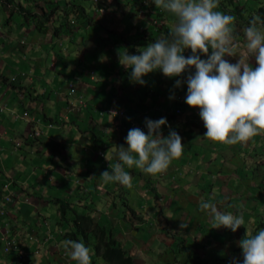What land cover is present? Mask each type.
I'll list each match as a JSON object with an SVG mask.
<instances>
[{"label":"crops","instance_id":"crops-1","mask_svg":"<svg viewBox=\"0 0 264 264\" xmlns=\"http://www.w3.org/2000/svg\"><path fill=\"white\" fill-rule=\"evenodd\" d=\"M101 1L106 6L104 15L98 14L94 8L92 15L88 12L87 18L78 19L67 28V32H64L65 26L60 24L62 20H50L48 24L60 34L62 32L60 37L54 38L51 33L44 35L39 32L35 16H29L25 21L15 24L11 13L6 21L8 27L0 31V102L6 105L3 111L0 110V200L5 192H14V197L6 204V217L11 223L13 235L19 238L20 244L30 252L32 264H45V261L50 263L51 252L43 255L42 259H37V255L68 226L67 223H58V206L53 201L55 198L75 201L84 192V197L89 196L88 199L98 207L104 204L108 206L110 203L108 200L103 202L104 197L122 199L123 191L131 190L141 198L150 196L152 192L156 196L155 204L158 209L151 207L153 211L145 213L146 208L139 207L136 212L139 211L141 220L136 223L125 215V221L128 223L123 225V228L139 230L147 220L151 226L153 219L157 218V234L162 232V222L168 227V220L176 219L171 215L173 206L176 212L178 206H190L187 198H195L197 204L193 206L197 211L200 197H204V201H208L207 197L216 198L214 203L220 211L225 208L229 210L230 205H235L233 200L224 204V198L236 197V159L240 154L238 152L243 150L237 152L239 148H236V145L225 146L204 137L206 128L200 115L195 114L196 109L185 103L187 80L183 77L182 87L177 88L176 80L164 77L162 72H155L145 77L146 84L141 86L130 81L129 72L119 63L120 50L129 52L148 45H145L146 40L135 44H132L130 39L127 41L130 34L135 37L134 16L142 19V26H137L138 33L141 30H150L149 26L145 28L146 22L154 26L156 33L152 32L148 38L145 37L149 42L152 41L151 38L152 42H155L157 36L159 38L161 35H167L174 24V17L169 13L153 11L157 9L152 0L149 3L153 10L149 9V14L141 13L140 10L146 5L142 0L136 3L135 0ZM150 14L154 16L152 20L149 19ZM91 29L93 31H90ZM94 33H100L101 37ZM43 36L48 39H43ZM242 42L244 41L240 40L241 44ZM60 43H65V49ZM60 46L62 50L57 53L56 49ZM201 58L207 59L205 56ZM226 59L231 63H236L237 60L233 57ZM251 62L255 65L254 59ZM92 70L95 72L94 78L90 76ZM70 86H73L74 94L69 93ZM173 96L175 98L171 99ZM178 96L182 98L180 104L176 101ZM79 97H83L84 104L80 103ZM112 105L121 109L124 116L119 117L107 112ZM178 106L182 107V114L175 115ZM25 111L28 114L22 118L21 115ZM160 118H166L171 130L181 136L184 145L182 156L174 160L165 173L151 176L152 179L139 169L126 168L132 176L130 189L116 182H105L100 175L103 171H111L110 162L104 158L109 149L114 145L127 147L126 136L129 129L138 127L147 133L145 120ZM32 119L39 121L30 122ZM131 120L135 125H132ZM48 124L52 126L48 127ZM35 128L42 130V135L37 138L31 135ZM106 129H111L112 132H105ZM163 134H169L167 125L163 128ZM16 142L20 143L18 148L14 146ZM217 148L221 151L217 152ZM216 154L218 162H213ZM116 162V153L112 152V163ZM53 176L54 179L50 182ZM93 176L94 179H89ZM144 181L149 183L144 185ZM224 190L230 193H224ZM165 196L171 199L166 202L163 200ZM162 200L165 203L164 208L161 205ZM111 204L118 206L115 201ZM131 206L133 207L132 203L127 204L128 209H132ZM49 208L55 211L57 216L55 228L50 229L51 231L47 229L49 232L38 231L35 235L37 240L29 241L27 233H33L28 231L31 228L30 219L34 221L35 226L38 223L35 217L43 219L46 224L47 217L44 214ZM83 209L88 211L87 208ZM91 209L94 210L93 216L107 226L119 218L118 215L114 217V210H106V217L102 210L94 207ZM204 217L210 219L206 214ZM113 229L114 226H111V230ZM173 230L176 233V229L170 228L168 237L174 235ZM118 235L122 238L120 232ZM138 240V243L144 245L142 238ZM187 244L188 241L185 240L183 245ZM126 245L125 242V248ZM143 245L139 247V251L144 250ZM134 248L137 249L136 245L126 249L134 254ZM172 252L173 249L169 254ZM179 252L184 253V249ZM92 253L94 254L93 250ZM6 256L7 264L16 263L13 253ZM92 257L101 259L96 255ZM57 258L55 256L53 259ZM135 258L138 261L137 257ZM169 258L166 260H171V257ZM59 262L76 264L70 257ZM138 262L141 264V260ZM100 264L105 263L101 261Z\"/></svg>","mask_w":264,"mask_h":264},{"label":"clouds","instance_id":"clouds-1","mask_svg":"<svg viewBox=\"0 0 264 264\" xmlns=\"http://www.w3.org/2000/svg\"><path fill=\"white\" fill-rule=\"evenodd\" d=\"M152 3L156 8L171 14L174 17V24L167 35H161L147 47L138 48L137 54H130L127 50L118 52L119 63L129 72L130 81L144 86L146 84L144 78L155 72H162L164 77L169 79L180 78L189 73L185 103L196 109L195 114L200 115L206 128L205 138L225 146L238 144L248 146L255 137L264 135V20L258 15L249 20L248 26L243 29L244 42L241 49L236 30L237 18L220 11L219 0H152ZM101 7L104 8V12L99 11ZM148 10L140 11L148 13ZM96 11L104 15L106 13L104 3L97 5ZM72 21L76 23L78 20ZM188 50L191 55L186 56L185 52ZM201 54L207 59H202ZM226 57L238 59L236 63H231ZM253 59L255 65L251 62ZM192 69H195L194 75L191 74ZM91 75L95 77L93 70ZM183 83V80L176 79L177 88L182 87ZM69 89V93L74 94L73 86ZM79 99L81 104L85 103L83 97ZM176 101L180 104L181 96H178ZM5 107L6 105L0 102V110L3 111ZM111 108H114L116 113L112 112ZM177 109H180V113L176 112ZM107 112L119 117L124 116V112L114 105L109 107ZM27 114L25 111L21 117L25 118ZM180 114L182 107L178 106L175 115ZM36 121L39 119H32L30 122ZM131 123L135 125L132 120ZM166 125L169 127L167 136L163 134ZM47 126L51 127L52 124ZM145 126L147 133L138 127L131 128L126 136L127 147L114 145L105 154L104 158L110 162L111 168V171H103L100 175L105 182H116L130 189L132 176L125 170L126 168H136L145 174L157 176L165 173L172 162L182 156L184 151L182 138L176 131L171 130L166 118L146 119ZM109 131L112 132L111 129L105 130ZM31 135L37 138L42 135V130L35 128ZM19 145L18 142L14 144L16 148ZM239 149L243 150L240 155L242 153V161H245L247 159L245 150L243 147ZM112 152L116 153L118 161L116 163H112ZM238 169L240 168H236V171ZM259 169L260 167L257 168V172L263 176L264 171ZM251 170L252 168L249 169ZM254 174L255 172L252 173ZM94 178L95 176L89 177ZM53 179L54 176L50 182ZM14 195V192L9 190L0 200V206L4 211L0 215V254L13 253L15 264H32L30 252L20 244L19 238L13 235L11 223L6 217V204ZM199 207L209 216L212 229L225 228L233 233L243 232L239 230L245 225L242 215L220 211L211 199L201 200ZM186 227L181 224V228ZM5 230L9 231L11 239H16V246L26 251L25 261L20 260L14 249L4 251L1 235ZM27 234L29 241L37 240L34 232ZM244 234L245 238L237 242L238 247L242 249V264H264V229L255 233L247 229ZM234 241L233 239L228 245L233 247ZM181 242L185 247L183 239ZM61 244L65 251L62 256L68 254L66 257H70L76 264H92V250L82 241L65 239ZM181 249L183 248H179L178 251ZM222 249L220 248V251ZM184 251L188 252L189 248H185ZM1 262L0 258V264ZM233 264H240V261L234 260Z\"/></svg>","mask_w":264,"mask_h":264},{"label":"rangeland","instance_id":"rangeland-1","mask_svg":"<svg viewBox=\"0 0 264 264\" xmlns=\"http://www.w3.org/2000/svg\"><path fill=\"white\" fill-rule=\"evenodd\" d=\"M50 1L53 2V0H0V31H3V28L8 27L6 21L10 13L13 15L12 19L14 20L15 24L17 22L20 23L23 20L25 21L27 19L26 14H22L23 13L22 11L12 9V6H16L17 9L22 7L21 8L22 10L23 9L28 10V11L36 10L41 13L42 6H45V7L48 6L50 4ZM71 1L77 4H81L82 6L86 7L88 9L87 11L90 12L91 15L95 12L94 7L91 6V0H71ZM145 2H146L145 8L153 10V6L149 3V0H145ZM260 5L264 6V0H219V10L222 11L223 13L234 15L237 18V20L239 19L238 18L239 17L238 8L241 9L240 13L243 15V17L245 19H248L250 17V14L252 13L256 14L255 11H251V10L252 9L256 10ZM151 6L152 8H150ZM145 8H142V9L145 10ZM47 9L48 7L45 10ZM156 9L157 10H153V11L155 12L161 11L165 14L168 13L162 9H158V8ZM145 14H149V12ZM150 15L151 16L149 17V19L152 20L154 16L152 14ZM239 20L241 21V19ZM141 22H142V19L140 17H136V16L133 17V24L135 26L134 27L135 37H133L130 34V36H128L127 38V41L130 39V42L132 44H135L136 42L140 40L142 41L146 40L145 45L149 44L150 42L147 41L148 39H145V37L148 38L153 33H156V31H154L155 28H153L154 26L152 25L150 26L151 24L150 22L145 23L146 29H147V26L150 27L149 31L141 30V32L138 33L137 28L139 27V25L140 27L142 26ZM101 25L103 26V24ZM237 29L239 28L237 27L236 30ZM90 31H93V29H91ZM94 34L98 35V37H101L100 33L99 34L94 33ZM142 36H144V38H142ZM118 38L121 41H123L122 38L120 37ZM157 38L158 36L156 37V39ZM18 39L20 40L21 38H18ZM151 40L153 41L152 38ZM62 45L65 49V43ZM241 45L243 46V42ZM61 46L59 49H56L57 53H60V51L62 50ZM129 53L132 54V52H129ZM189 55H191L190 50L187 51L186 56H189ZM201 57H203L202 54H201ZM5 73L7 75V72ZM191 74L193 75L195 74V69L191 70ZM188 75L189 73H187V75L184 74L183 76L184 79L187 80ZM183 77L173 78V80L183 79ZM184 93L186 96L187 90H185ZM254 139L253 141L250 142L248 146H241L239 144L236 145V148L243 147V149L245 150L244 154L247 159L245 161H242L243 160L242 158L238 159L239 156L242 157V155L238 154V157L236 159V168H240V169L236 171V187H235L236 197L231 198L233 199L235 205L234 206L230 205L228 208L229 210H227L226 208L222 210L223 212H232L233 214H240L243 216L245 220V225L242 226L239 230H242L244 233L247 229L253 233H255L256 231L260 229H264V183H261V180H262L261 178H264V175L261 176V174L257 172L258 167H260V169L264 171V135L257 136ZM218 149L219 148L216 149L217 152L221 151ZM239 150H237V152ZM217 154H216V158L212 160L213 162H218ZM212 157L214 158L215 155L213 154ZM246 165H248L249 169L252 168V170L249 171L248 167H245ZM17 171L19 170L17 169ZM254 172L255 174L252 175V173ZM151 176L152 175H150L149 179H152ZM146 183H149V181L148 182L144 181V185H146ZM209 186L210 185L207 183V187ZM226 192L227 190H224V193ZM122 193L124 196L122 199H119L118 197L115 200V197H112V198L110 196L104 197L103 202H105L104 200H108L110 202L108 206L104 204L103 206L98 205L97 207L91 200L88 199L89 196L84 197V192L82 193V195H80V200H81V203L88 204L89 206H91V208L94 207L96 209L102 210L103 215L106 217H108V213L106 212V210H114L115 212L114 217L116 218V215H118L119 218L114 219L116 221L114 223L112 222L113 224L110 226H114V232H117V233L120 232L122 234L121 241L123 244H125L126 242L127 244L126 248L131 249L132 245H136L137 249L135 248L132 249V253L134 252V256L137 257L138 261L141 260V264H182V263L183 264H194L195 261H197L198 264H225V261L221 259L222 257L228 258V257L233 256L235 253H236V256L234 257H237L242 253L240 251H233L231 248L232 245L231 247L230 245H228V244H231L233 239L236 241V238L239 237V231L231 235L232 231L229 229H225V228L212 229L210 219H207L206 217H204V215L205 214L207 215V213L202 212L200 210V207L197 211V208L193 206L197 203L195 202V198L193 199L192 197L187 198V200H189V202L191 203L190 206H188L187 208L178 206V210L176 212L175 206L172 207L174 210L171 215L173 219L175 218L176 219L172 220V218H170L168 220V223H169L168 227H166L165 225L166 223L162 222L160 224L161 226L160 229H162L161 230L162 232H160V234L158 233L159 236L155 229L156 224H157V218L153 219L154 220L152 222L153 225L151 226H149V223H148L149 220H147L145 225L140 227L139 230H136V229L133 230L131 227L123 228V225H127L128 223V221H125V215L126 217L129 218L130 221L131 219L135 222L136 221L139 222L140 220L138 218L140 215L139 211L138 213L133 214L131 212V209L127 208V204L132 203L133 207L132 206L131 207L135 211L139 209V207L144 206V209L146 208L145 213H147V211L151 212L153 208L155 209H158V208L156 207V204H155L156 196H154L152 192L151 194H149L150 196H147L144 198L137 197L135 195L136 193L135 192L133 193V191L131 190L128 192L123 191ZM118 195L120 196L121 194L118 193ZM167 197L168 196H165V198H163V200H165L166 202H168L171 199ZM185 199H182V201ZM206 199L207 200L211 199L212 202H215L216 198L207 197ZM120 200H122V202ZM163 200L161 202L162 207L165 205V203H163ZM177 200H180V198H177ZM201 200H204V197H200V201L198 202H201ZM227 200H229V198L225 197L224 204L227 203ZM114 201L115 203H118V206H113V204H111ZM147 201L149 203H147ZM224 204L222 205L225 207L226 205ZM109 206H111V208L108 209ZM44 215H46L47 217V220H46L47 223L45 224L43 219L39 220V217H35L38 221L37 226H35V224L33 223L34 221L30 219L29 223H31L33 226L29 224L31 228L28 231H33L37 235L38 231L40 232L48 231L49 232L50 229L53 230L55 228L54 223L57 221V218H56L57 216H56L55 211H52L49 208L48 212H46ZM97 217H98V214H97ZM146 218H147V215H146ZM162 218H161V221L163 220ZM119 219H121L122 222ZM181 224H184L187 227L181 228ZM25 225H28V224H25ZM26 228H29V227H26ZM170 228L176 229L177 234L174 232L175 230H173L174 236L169 235L168 237L167 235L170 233ZM137 231L139 233H137ZM140 238L143 239L142 243H144V245L141 244L140 242L139 243L137 242V241H140L138 240ZM244 238L245 236H243V239ZM182 239L184 241L185 240L188 241V244L185 246V248H189V251L188 252L184 251V254L178 251V249L182 246V242H181ZM63 240L64 239H62L61 237H58L57 239L54 238L52 242L48 243L47 246L37 255V259H42L43 255H46L48 252H51L52 256H49L50 263L48 261H45V264H60L59 261H61L62 259L67 260V257L62 256L63 252H65L61 244ZM127 240H128V243H127ZM141 245H143L144 250L139 251L138 249H140L139 247H141ZM220 248H223L222 251H220ZM171 249H173V252L171 253L172 255L169 254ZM207 250H209L208 251L209 254L208 253L205 254ZM212 254L215 255L216 257H213ZM53 256L58 257L57 260L53 259L54 258ZM92 256H95V254H93ZM189 256L194 258L193 262L190 261ZM169 257H171V260H166L167 258L170 259ZM240 257H241L240 259H243L242 255H240ZM0 258L2 262L7 264L8 258L2 252L0 254ZM205 258H209V259L207 261H202ZM217 258H220V259H217ZM174 259H176L177 261H175ZM91 260H92V264L94 263L100 264V262L103 261L102 259L97 260L94 257H91ZM11 264H14V263L11 262Z\"/></svg>","mask_w":264,"mask_h":264},{"label":"trees","instance_id":"trees-1","mask_svg":"<svg viewBox=\"0 0 264 264\" xmlns=\"http://www.w3.org/2000/svg\"><path fill=\"white\" fill-rule=\"evenodd\" d=\"M137 1L139 0H135L134 3H136ZM97 5H103L101 0H91L92 7L96 8ZM47 7L48 9L45 10ZM107 7H109V5H107ZM14 8L17 9L16 6H12V9ZM21 8L17 10L22 11V14H26L27 17L35 16L37 18L36 28L39 32L43 33L44 35H48L49 33H51V36H54V38L60 37L63 34L62 32L60 34L57 29H54L52 25L48 24L50 20H62L60 24L62 25V27L65 26L64 32H67V28L71 27V24L74 23L72 21L73 19H85L88 16V9L86 7L82 6L81 4L74 3L71 0H53V2L50 1V4L48 6H42L41 13L33 12L31 10H22ZM238 9V18L241 19L242 22L239 19L236 20V28H239L237 29V35L241 38H239V40L244 41L243 29L248 26L249 20L254 15H258L261 17L262 20H264V6L260 5L256 10L252 9L251 11H255L256 14L251 12L252 14H250V17L248 19H245L240 13L241 9ZM44 38L45 40L48 39L47 36H43V39ZM129 52H132L133 54L137 53V50L132 49ZM261 183H264V178H262ZM53 201L58 206V223H67L68 225L63 231L58 234L59 237L64 240L71 239L76 241H82L83 243H85L86 246L91 245L94 254L100 257L105 264H139L134 254H131L130 251L125 248L124 244L121 241V238L119 237V235L117 236L118 233L114 232V229L111 230V226L105 225L102 221H99L95 216H93L92 212L94 210L90 208L91 206H88L83 203L81 204L80 198L75 201L69 200L67 198H55ZM80 207L87 208L88 211H85L83 208L81 209ZM131 212L133 214L137 213L134 209H131ZM138 218L141 220L140 216ZM239 232V237L236 238V241H234V246L232 247V250L242 252V249L238 247L237 242L243 239V236L245 234L243 232L241 233V231ZM181 247L185 249L184 246ZM240 255H242V253ZM240 255L234 257L236 256L235 253L231 257H222L221 259L225 261V264H233L234 260H239L240 264H242L243 259H240ZM213 257L216 256L214 255ZM189 259L192 261L194 260L193 258H191V256H189ZM208 259L209 258H205L202 261H207ZM194 264H198L197 261H195Z\"/></svg>","mask_w":264,"mask_h":264},{"label":"built area","instance_id":"built-area-1","mask_svg":"<svg viewBox=\"0 0 264 264\" xmlns=\"http://www.w3.org/2000/svg\"><path fill=\"white\" fill-rule=\"evenodd\" d=\"M100 12H104V8H99ZM111 111L116 113V110L114 108H111ZM177 113H180V109L176 110ZM36 134H38V132L36 131ZM4 213L3 208L0 206V215H2ZM1 240L4 243V251L8 252L11 249L16 250L18 257L20 258V260L25 261L27 258V253L23 248H20L18 246H16V239H11L9 236V231L5 230L4 233H2L1 235Z\"/></svg>","mask_w":264,"mask_h":264}]
</instances>
